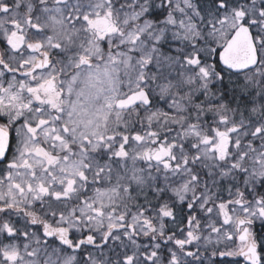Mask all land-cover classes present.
<instances>
[{
  "label": "snow or ice",
  "instance_id": "obj_1",
  "mask_svg": "<svg viewBox=\"0 0 264 264\" xmlns=\"http://www.w3.org/2000/svg\"><path fill=\"white\" fill-rule=\"evenodd\" d=\"M257 219L264 0H0V264H264Z\"/></svg>",
  "mask_w": 264,
  "mask_h": 264
},
{
  "label": "flooded vegetation",
  "instance_id": "obj_2",
  "mask_svg": "<svg viewBox=\"0 0 264 264\" xmlns=\"http://www.w3.org/2000/svg\"><path fill=\"white\" fill-rule=\"evenodd\" d=\"M10 134L12 135V136H14L15 135V133H14V131H12V132H10ZM225 197H227V193H224L223 194ZM18 218L17 217H13V220H17ZM20 223L22 224L23 223V221L22 220H20ZM257 224H259V226H257ZM261 224H263L264 225V221H261V220H259V219H257L256 221H254V223H253V225H252V231H253V233L257 236L258 235V232H259V228H261ZM257 226V227H256ZM0 239H4L3 237H0ZM5 242H7V240H5ZM258 250H260L259 248H258ZM225 257H227V259H228V261L229 260H239L240 261V263L241 264H246V262H245V260H244V258L243 257H233V256H225ZM216 259H223V258H219V256H217L216 258H215V260Z\"/></svg>",
  "mask_w": 264,
  "mask_h": 264
},
{
  "label": "trees",
  "instance_id": "obj_3",
  "mask_svg": "<svg viewBox=\"0 0 264 264\" xmlns=\"http://www.w3.org/2000/svg\"><path fill=\"white\" fill-rule=\"evenodd\" d=\"M257 226H259V224H257ZM258 230L259 232H258L257 238H258V244H259L260 238H264V225L261 224V228H259ZM141 239H144V238H141ZM222 258L223 259H216V264H241L239 260H232V261L229 260L228 261L227 257H222Z\"/></svg>",
  "mask_w": 264,
  "mask_h": 264
},
{
  "label": "rangeland",
  "instance_id": "obj_4",
  "mask_svg": "<svg viewBox=\"0 0 264 264\" xmlns=\"http://www.w3.org/2000/svg\"><path fill=\"white\" fill-rule=\"evenodd\" d=\"M239 243H240V242H239V240L237 239L236 244L239 245ZM221 248H223V245L221 246Z\"/></svg>",
  "mask_w": 264,
  "mask_h": 264
}]
</instances>
